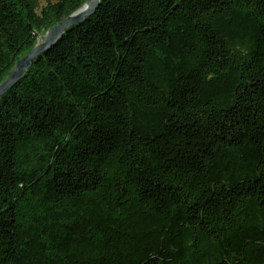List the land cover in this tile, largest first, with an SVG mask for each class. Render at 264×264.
I'll return each mask as SVG.
<instances>
[{
  "label": "trees",
  "instance_id": "obj_1",
  "mask_svg": "<svg viewBox=\"0 0 264 264\" xmlns=\"http://www.w3.org/2000/svg\"><path fill=\"white\" fill-rule=\"evenodd\" d=\"M87 0H0V83ZM0 264H264V0H100L0 98Z\"/></svg>",
  "mask_w": 264,
  "mask_h": 264
},
{
  "label": "water",
  "instance_id": "obj_2",
  "mask_svg": "<svg viewBox=\"0 0 264 264\" xmlns=\"http://www.w3.org/2000/svg\"><path fill=\"white\" fill-rule=\"evenodd\" d=\"M99 3L100 0H87L77 11L48 29L45 33L44 41L41 44L36 43L27 55L19 59L6 78L0 83V98L9 92L11 88L23 78L25 73L32 67L34 60L53 46L66 29L84 22L94 13Z\"/></svg>",
  "mask_w": 264,
  "mask_h": 264
},
{
  "label": "rangeland",
  "instance_id": "obj_3",
  "mask_svg": "<svg viewBox=\"0 0 264 264\" xmlns=\"http://www.w3.org/2000/svg\"><path fill=\"white\" fill-rule=\"evenodd\" d=\"M38 2H39V4H40V6H43V5H45L46 0H38ZM46 32H47V31H43V32L38 36V38H37V42H36V43H38L39 40H41L42 42L44 41L45 33H46Z\"/></svg>",
  "mask_w": 264,
  "mask_h": 264
},
{
  "label": "bare ground",
  "instance_id": "obj_4",
  "mask_svg": "<svg viewBox=\"0 0 264 264\" xmlns=\"http://www.w3.org/2000/svg\"><path fill=\"white\" fill-rule=\"evenodd\" d=\"M41 43H42V41H41V40H39L37 44H41Z\"/></svg>",
  "mask_w": 264,
  "mask_h": 264
}]
</instances>
